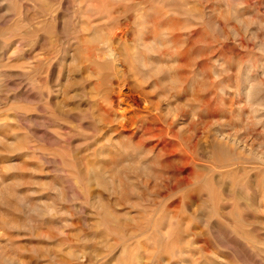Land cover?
<instances>
[{
	"label": "rangeland",
	"instance_id": "rangeland-1",
	"mask_svg": "<svg viewBox=\"0 0 264 264\" xmlns=\"http://www.w3.org/2000/svg\"><path fill=\"white\" fill-rule=\"evenodd\" d=\"M0 264H264V0H0Z\"/></svg>",
	"mask_w": 264,
	"mask_h": 264
}]
</instances>
